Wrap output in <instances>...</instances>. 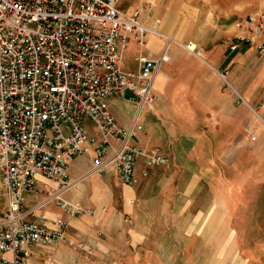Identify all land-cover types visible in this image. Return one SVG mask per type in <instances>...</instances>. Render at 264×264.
I'll return each instance as SVG.
<instances>
[{"label": "crops", "instance_id": "1", "mask_svg": "<svg viewBox=\"0 0 264 264\" xmlns=\"http://www.w3.org/2000/svg\"><path fill=\"white\" fill-rule=\"evenodd\" d=\"M138 1L131 11L122 9L132 12L141 7V22L156 23L158 30L181 43L167 42L159 34L145 37L144 47L149 48L145 51L143 47V52L156 56L167 44L168 58L153 80V88L160 94L152 108L158 117L149 120L147 131L138 130V141L132 136L135 144L147 150L159 147L170 160L149 167L137 182L125 184L112 171L79 179L90 159L87 155L70 158L69 177L78 181L63 197L92 212L71 216L54 201L37 206L53 184L49 179L24 192L20 210L25 219L46 226L63 217L66 236L83 244L68 240L32 243L25 264H226L217 257H228L231 250L224 245L215 249L208 230L215 223H224L223 218L217 220L214 210L230 208L226 198L232 200L233 195L236 200L237 196L229 188L227 174H217L208 166L222 160L233 177L263 172L264 58L254 44L239 37L254 0H240L238 6L235 0ZM143 10L148 14L140 17ZM189 41L198 53L184 47ZM108 98L103 103L109 109ZM113 116L122 126H128L132 118L124 123ZM206 127L214 130L208 142L197 141L191 151L183 153V139L202 136ZM222 128L231 130L224 142L217 138V130ZM245 128L252 129L256 137H249ZM249 144L255 149L253 165L247 159ZM203 163L207 168H199ZM244 190L239 187L240 194Z\"/></svg>", "mask_w": 264, "mask_h": 264}, {"label": "built area", "instance_id": "2", "mask_svg": "<svg viewBox=\"0 0 264 264\" xmlns=\"http://www.w3.org/2000/svg\"><path fill=\"white\" fill-rule=\"evenodd\" d=\"M118 1L0 0V264H25L32 243L68 240L82 246L66 236L63 217L46 226L25 219L20 210L24 192L49 179L53 184L37 206L54 201L71 216L92 212L63 197L78 181L69 177L70 158L90 159L79 179L112 171L125 184L170 160L159 147L135 144L132 133L142 127L140 110L155 105L153 80L168 58L167 44L156 56L143 52L145 35L181 43L156 23L141 22L140 8L127 12ZM242 25L240 39L254 44L264 58V7L250 11ZM130 39L139 46L136 69L121 62ZM183 45L198 53L191 41ZM125 89L132 92L128 99L136 100L128 126L119 125L103 103ZM86 117L95 123L92 132L83 124ZM245 131L256 135L250 128Z\"/></svg>", "mask_w": 264, "mask_h": 264}, {"label": "rangeland", "instance_id": "3", "mask_svg": "<svg viewBox=\"0 0 264 264\" xmlns=\"http://www.w3.org/2000/svg\"><path fill=\"white\" fill-rule=\"evenodd\" d=\"M236 5L238 6L240 0H235ZM264 0H254V3L249 5L250 11L255 10L256 8L262 6L264 7ZM138 0H122L118 6L120 8L127 9L131 11V9L138 5ZM141 9V7H140ZM143 13L148 14L147 11H141L139 16L141 17ZM150 20L149 18L147 19ZM149 25V24H148ZM146 34L145 37H147ZM139 47L133 41L129 43V45L124 48L121 52V62L123 67L135 69L137 66V62L135 60V55L139 51ZM149 47H144L145 51H148ZM152 92L157 97L155 100V104L160 100V94L152 87ZM132 94L131 91H126L124 94L116 93L109 96V109L111 112L116 115V118H119L122 122L126 123L130 120L132 115L136 109V100L128 99V96ZM135 97V96H134ZM158 117L155 114L154 109L149 107H143L142 110L138 113L137 119L138 122L141 123L142 127L140 129H135L133 131V135L138 141L139 132L147 131L149 126V120ZM83 124L85 125L88 131L95 130V123L90 118H84ZM203 135L199 137H190L183 139L184 146L182 147L184 150L189 149L192 150V147L198 143L208 142V137H211L213 131L211 128L206 127L203 130ZM158 132L155 131V134ZM231 133L230 129H219L217 130V138L222 142L227 141L228 137ZM155 134L153 136L155 137ZM216 134V135H217ZM249 135V134H248ZM204 136V137H203ZM251 138H255L249 135ZM193 142L195 144H193ZM163 144H166L163 143ZM214 143L212 144V146ZM199 146H196L198 148ZM248 157L249 164L253 163L251 160V156L255 154V149L252 145L248 146ZM186 153V150L183 152ZM209 153V151L207 152ZM185 155V154H184ZM140 161V159H139ZM262 162V161H261ZM258 163V161H257ZM189 164H192L189 163ZM204 163L199 166V168L203 167ZM206 167V166H204ZM215 170L217 174L221 172H225L227 174V181L230 182V189L234 192V195L237 196V199L234 200V196L230 195L232 200L226 198L227 204L230 208H216L214 210L215 214H217V220H224V223H215L208 230V234L215 239V249L219 250V248L225 246V248L230 249L231 252L228 257L221 258L217 257V261L219 259H225V263L227 264H264V164H263V172L260 176H253L251 173L247 174L246 177H233L228 175L229 172L226 170V164L222 160L210 162V166ZM207 168V167H206ZM255 174V173H253ZM219 179V178H214ZM241 185V186H239ZM239 187H243L246 189L242 194L239 193ZM0 201L4 203V197H0ZM204 233V232H203Z\"/></svg>", "mask_w": 264, "mask_h": 264}, {"label": "bare ground", "instance_id": "4", "mask_svg": "<svg viewBox=\"0 0 264 264\" xmlns=\"http://www.w3.org/2000/svg\"><path fill=\"white\" fill-rule=\"evenodd\" d=\"M174 39V38H173Z\"/></svg>", "mask_w": 264, "mask_h": 264}]
</instances>
